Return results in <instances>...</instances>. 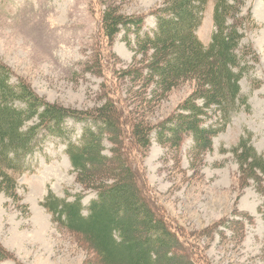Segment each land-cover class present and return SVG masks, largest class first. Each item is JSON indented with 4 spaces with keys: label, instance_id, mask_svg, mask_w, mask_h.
Wrapping results in <instances>:
<instances>
[{
    "label": "rangeland",
    "instance_id": "rangeland-1",
    "mask_svg": "<svg viewBox=\"0 0 264 264\" xmlns=\"http://www.w3.org/2000/svg\"><path fill=\"white\" fill-rule=\"evenodd\" d=\"M103 1L116 3L127 15H145V31L155 27L150 12L162 3L0 0V62L10 68L13 80L25 81L46 102L80 116L114 104L134 168L169 224L190 243L198 264H264V195L253 180H244L231 152L250 132L253 146L264 156V0H246L242 10H250L258 24L244 41L252 43L259 61L240 81L250 109L236 113L214 137L212 151L197 157L191 137L178 150L159 142L155 132L147 148L132 142L135 120L155 127L164 122L190 94L192 84L157 99L143 82L126 75L125 70L140 67L141 56L135 54L134 37L129 46L123 32L112 41L104 36ZM213 9L210 0L198 30L205 45L213 32ZM89 120L67 121L72 140ZM104 144V153L111 155L112 143L105 139ZM65 150L60 138L46 141L31 169L18 176L20 202L0 191V264H100L89 243L57 225L42 205L49 191L68 200L81 194L87 214L96 198L94 190H84L78 182Z\"/></svg>",
    "mask_w": 264,
    "mask_h": 264
},
{
    "label": "trees",
    "instance_id": "trees-1",
    "mask_svg": "<svg viewBox=\"0 0 264 264\" xmlns=\"http://www.w3.org/2000/svg\"><path fill=\"white\" fill-rule=\"evenodd\" d=\"M209 1L162 0L150 12L155 27L149 31L144 30L145 15H127L116 3L103 1L104 36L112 41L123 32L129 46L134 37L135 54L141 56L140 67L125 70L126 75L143 82L157 99L192 84L190 94L164 122L156 127L140 119L133 122L130 137L139 148H147L155 132L159 142L176 150L191 137L192 154L203 155L212 151L214 137L236 113L250 109L240 81L259 61L252 43L244 41L258 24L250 10L243 13L246 0H214L213 32L205 45L198 30ZM71 119H90L77 140L66 125ZM122 132L114 104L80 116L46 102L25 81L13 80L10 68L0 62V191L20 202L18 176L31 169L49 138H60L78 182L84 190H94L96 198L84 214L81 194L68 200L49 191L42 205L57 225L89 243L100 264H198L192 246L169 224L134 168ZM252 137L250 132L240 137L231 152L244 180H253L264 195V156ZM105 139L113 145L111 155L104 153Z\"/></svg>",
    "mask_w": 264,
    "mask_h": 264
}]
</instances>
